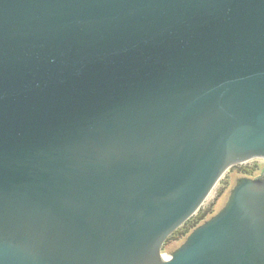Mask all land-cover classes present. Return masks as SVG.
Listing matches in <instances>:
<instances>
[{
  "label": "water",
  "instance_id": "1",
  "mask_svg": "<svg viewBox=\"0 0 264 264\" xmlns=\"http://www.w3.org/2000/svg\"><path fill=\"white\" fill-rule=\"evenodd\" d=\"M253 159L264 0H0V264H264L253 184L162 253Z\"/></svg>",
  "mask_w": 264,
  "mask_h": 264
},
{
  "label": "rangeland",
  "instance_id": "2",
  "mask_svg": "<svg viewBox=\"0 0 264 264\" xmlns=\"http://www.w3.org/2000/svg\"><path fill=\"white\" fill-rule=\"evenodd\" d=\"M263 166L264 159H253L230 168L209 194L200 210L166 240L162 253L172 255L196 227L216 216L224 208L231 190L237 186V180L245 176H257Z\"/></svg>",
  "mask_w": 264,
  "mask_h": 264
},
{
  "label": "flooded vegetation",
  "instance_id": "3",
  "mask_svg": "<svg viewBox=\"0 0 264 264\" xmlns=\"http://www.w3.org/2000/svg\"><path fill=\"white\" fill-rule=\"evenodd\" d=\"M245 184H246V185H247V184H253V186H254L251 190H247V197H246V198L255 197L256 194H254L253 191L259 192V191H258L259 189H261V190L264 191V167L262 168V170L259 172V174H258L257 176H245L244 178L240 179V180L237 182V186H236L233 190H231L230 197H229V199H228V202H227L226 205L224 206V208H223V209H222V210H221L216 216L210 218L209 220L205 221L202 225L196 227V228L191 232V234L187 236L185 242H184V243H183V244H182L177 250H175L173 253H176V252L179 251L181 248H183L184 246H186V244L190 241V238L194 235V233H195L200 227L206 225L207 223H210V222H211L213 219H215V218H216V217H217V216H218L223 210H225V209L228 207V205H229V203H230V199H231L232 195L234 194L236 188L241 187V186H243V185H245ZM256 198H257V197H256ZM260 219H261V218H260ZM256 222H257V226L259 225V229H258V231L262 234V235H261V238H262V239H259V241H260L261 243H263L262 240H264V219L261 220V222H260L259 219H257ZM259 223H260V224H259ZM249 240L252 242L251 239H249ZM249 240H248V241H249ZM164 244H165V243H164ZM163 246H164V245H163ZM162 248H163V247H162ZM258 249L260 250L261 255H263V253H264V246H260ZM173 253H172V254H173Z\"/></svg>",
  "mask_w": 264,
  "mask_h": 264
},
{
  "label": "bare ground",
  "instance_id": "4",
  "mask_svg": "<svg viewBox=\"0 0 264 264\" xmlns=\"http://www.w3.org/2000/svg\"><path fill=\"white\" fill-rule=\"evenodd\" d=\"M209 196H210V195H209ZM209 196H208V197H209ZM208 197H207V199H208Z\"/></svg>",
  "mask_w": 264,
  "mask_h": 264
}]
</instances>
